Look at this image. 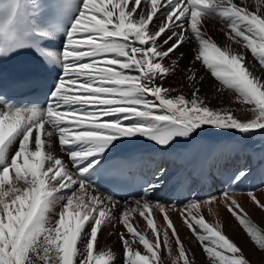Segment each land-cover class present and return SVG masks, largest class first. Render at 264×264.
<instances>
[{"label": "snow or ice", "instance_id": "6c2138e0", "mask_svg": "<svg viewBox=\"0 0 264 264\" xmlns=\"http://www.w3.org/2000/svg\"><path fill=\"white\" fill-rule=\"evenodd\" d=\"M22 7L16 0L0 7V56L28 49L54 83L46 106L0 97V264H115V253L98 244L116 224L124 231L109 235L118 236L124 264H164L165 250L172 264H195L170 206L149 198L161 187L159 175L123 202L99 192L93 177L121 140L143 138L166 150L205 126L242 135L264 130V0H46L33 5L38 14L27 27ZM210 19L223 24V44L206 31ZM185 42L194 44L184 73L190 95L163 84L177 66L166 61ZM197 62L238 109L212 106L200 94ZM247 176L237 170L230 182ZM229 191L221 193L227 211L264 250V230ZM247 195L264 211V201ZM216 201L189 200L177 209L183 225L208 264H250L223 225L202 214V205ZM154 209L163 214L162 232Z\"/></svg>", "mask_w": 264, "mask_h": 264}, {"label": "bare ground", "instance_id": "6f19581e", "mask_svg": "<svg viewBox=\"0 0 264 264\" xmlns=\"http://www.w3.org/2000/svg\"><path fill=\"white\" fill-rule=\"evenodd\" d=\"M223 27L224 26L219 19H210L205 24V29L208 34L219 44H223L226 41V37L221 30ZM193 47L194 44L192 42H185L184 45L175 53V55H173L170 60L166 61V63L170 65L172 61L175 60L177 61V66L176 70L163 81L165 87L178 88L185 95L191 94V89L187 87V80L185 79L184 73L186 68L188 66H191L190 62L194 55L192 51ZM181 53L183 54L182 56ZM248 59L251 60L252 57H250L249 55ZM195 68L198 70L199 75L204 76V80L201 81L198 85L201 90L200 94L206 97L207 100L210 101L212 106L231 107L233 109H238V106L232 102L234 99L232 93L224 92L221 94H217L215 91L217 82L214 80V78H212L211 75L206 72V70L200 65L199 62H197ZM219 103L221 105H219ZM237 115L243 116L244 113L238 110ZM197 135H199V132L198 134L193 135L187 140L178 138L166 150L161 149L159 146L154 145L153 142L147 141L143 138L121 140L117 142L116 146L109 153H107V158L111 156H127L133 159H141L144 158L145 153H148V159L151 162V166H153L156 170H158L159 167L162 166L163 173L166 175L171 168L176 169L175 175L164 178L161 187H163L165 182L170 181V179L172 183H175L179 179L188 181L187 179L194 174L195 180L191 183L190 186L192 192L194 191V188L197 190L196 195L191 196L186 202H183L181 204H177L175 200V202L169 204L170 207L168 208L169 217L173 221L174 226L178 230L181 240L184 241L185 244H191L195 248L197 241L192 236L191 232L186 228V226L183 225L182 217L179 215L177 209H182L189 200H199V198H201L203 194V197L211 196L217 198V196H214L215 193H212L209 190L211 189V187H214V189H216L217 194L225 189H234V191H229V195L233 196L238 201V203L242 205V207L249 214L250 219L259 228L264 229V222H262L261 224V220L264 219V211L256 207L255 204L251 201L250 197L247 195L249 191H252L260 200L264 201V143H262V146L258 148L260 149L258 152H248L244 157L239 159V153L234 148L224 153V145H220V149L217 151L215 150V147L213 145L214 143L211 140L206 139L205 145L201 148L200 151H186L185 157L180 164L181 166L175 167V162L172 160V157H174V155H176L180 149L186 148L185 150H187L189 147L194 146L198 142L197 139H199V136ZM223 135H225L224 132L219 133V137ZM187 146L189 147L187 148ZM55 147L58 151V143ZM157 153H160L158 159H156ZM216 156L218 157L215 158L217 159V162L216 165L213 166L212 158ZM225 162L228 164H225ZM192 163H194V165L190 166L189 168L191 170L190 172H192L191 174L188 173L189 171H183L185 167ZM241 169L248 171L247 178L238 183L230 182L233 174L237 170ZM223 172L224 174H226V177H223ZM163 173H159L157 175H159L162 179ZM226 179H228L227 183H223V181ZM215 180L219 185L217 183L214 184ZM149 195V198L153 201L158 200L163 204H165L166 202V199L164 200L162 193L158 195L157 191H155L154 193H150ZM209 208H211L212 210L211 214L209 212ZM57 211H59V208H57ZM201 211L209 223L216 224L217 222H219V224L223 225L224 233L238 246H240L241 242L239 243L237 242V240L242 239L243 236H245L244 234L246 233L239 225V223L234 219V217H232V215L227 211L222 197L217 198V201L212 203L211 205H202ZM157 227L162 232L164 227H166V223L163 220H160ZM121 231H124V229L120 226L118 228L108 226L104 228L99 237L103 239V237L109 236V232L119 233ZM140 231L148 232L150 234V230L147 228V226H143ZM254 256L256 255L253 254L252 257ZM255 259H257L256 262L250 264H264V262L260 261L258 258ZM205 262L207 263V261ZM199 264H201V262Z\"/></svg>", "mask_w": 264, "mask_h": 264}, {"label": "rangeland", "instance_id": "374dc122", "mask_svg": "<svg viewBox=\"0 0 264 264\" xmlns=\"http://www.w3.org/2000/svg\"><path fill=\"white\" fill-rule=\"evenodd\" d=\"M250 57H251V55H250ZM219 105H221V104L219 103ZM198 132H199V135H197V136H199V139H197L198 142L194 146H192V147H189L190 145L187 146V148L189 147L188 148L189 150L188 149L185 150L186 148L180 149L179 150L180 153L178 152L176 155H174V157H172V160L175 162V165H174L175 167L181 166L180 164L185 157L186 151L187 152L191 151V150L200 151L201 148L205 145L206 139L211 140L214 143L213 145L215 147V150H217V151L220 149V145H224V148H225L223 150L224 153L228 152V151H230V149L234 148L239 153V156H240L239 159L244 157L248 152H251V153H254L255 151L258 152L260 150L258 148L262 146V143H264V130H255L251 134L242 135V134L235 132V131H228V130L223 131V130H217L214 127L205 126L201 130H198ZM220 132H224L225 135L219 137ZM215 158H218V157L216 156V157L212 158L213 166L216 165V162H217V159H215ZM194 163L185 167V169L183 171H185V172L189 171L188 173H190L191 170L189 168H190V166L194 165ZM225 164H228V163L225 162ZM160 169H163L162 166ZM181 170H182V168H181ZM175 171H176V169L171 168L169 170V172L165 175V177L172 176L173 174L176 173ZM157 174H159V173L157 172ZM225 175L226 174H224V172H223V177H226ZM193 179H194V176H191L190 180H193ZM216 183H217V181L215 180L214 184H216ZM209 190L212 193H215L214 196H217V198L221 197L222 192L217 194L216 189H214V187H211V189H209ZM157 194H158V192H157ZM160 194L161 193H159L158 195H160ZM149 197H150V195H149ZM208 197H211V196L203 197V199L199 198V200H205ZM162 215L163 214L159 213L158 211H156L154 209L153 216L155 218L157 225H158V222L160 220H163ZM262 222H264V219L261 220V224H262ZM136 223L138 225L139 230H141L143 226H146V223L144 222V220L142 218H138L136 220ZM119 226H120L119 224H116L114 228H118ZM262 230H264V229H262ZM244 235L245 236H243L242 239L237 240V242H239V243L241 242L239 247L242 249L243 254L246 256V258L248 257L247 259L250 261V263H255L257 260L255 258H258L260 261L264 262V250L258 249L251 242V240L247 236V234H244ZM185 246H186V248H188L190 250V253L194 254V258L196 259V260L194 259L195 264H199L200 262H201V264H208V259H207L206 255L203 253L202 248L200 247L198 242H196L195 248L191 244H185ZM98 247L102 248V249H111L115 253V257H116L115 258V264H124L123 249H122L121 243H120L117 235H109L107 237H103V239L101 237H99ZM252 253L255 254L256 256L252 257L253 256ZM174 254H175V247H174ZM250 257H252V258H250ZM161 259L163 260L164 264H167V263L172 264V260L168 256L166 250L161 254ZM205 261H207V263Z\"/></svg>", "mask_w": 264, "mask_h": 264}]
</instances>
